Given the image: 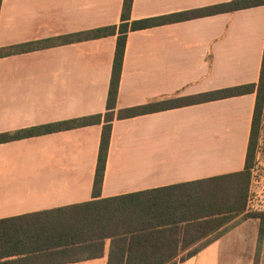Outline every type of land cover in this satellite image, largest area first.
Returning a JSON list of instances; mask_svg holds the SVG:
<instances>
[{"label":"crops","instance_id":"1","mask_svg":"<svg viewBox=\"0 0 264 264\" xmlns=\"http://www.w3.org/2000/svg\"><path fill=\"white\" fill-rule=\"evenodd\" d=\"M230 0H133L132 20ZM124 0H3L0 48L119 25ZM117 37L0 58V134L104 114ZM264 6L130 32L117 110L164 97L259 84ZM256 93L115 120L101 199L186 184L245 169ZM102 125L0 144V220L94 199ZM257 189V190H255ZM254 207L261 191L252 185ZM163 259L230 264L255 259L259 222L165 228ZM184 243L191 247L182 248ZM193 257L187 253L203 246ZM178 247V248H177ZM177 248V249H176ZM102 255L62 264H108Z\"/></svg>","mask_w":264,"mask_h":264},{"label":"trees","instance_id":"2","mask_svg":"<svg viewBox=\"0 0 264 264\" xmlns=\"http://www.w3.org/2000/svg\"><path fill=\"white\" fill-rule=\"evenodd\" d=\"M2 1L0 0V12ZM264 6V0H230L222 4L164 16L132 20L133 0H124L119 25L68 34L49 40L0 48V58L110 36L117 37L106 112L0 134V144L63 130L102 125L94 199L0 220V264H62L102 255L105 241L112 239L108 264H186L163 259L158 243L171 242L167 227L180 224L226 226L234 219H255L259 233L253 264H264V209L252 210L250 198L260 117L264 107V58L259 84L251 83L192 96L164 97L156 102L117 110L125 50L130 32L233 13ZM256 93V104L245 169L153 190L101 199V189L115 120L168 111L201 103ZM184 243L183 249L190 246ZM203 246L187 253L197 255ZM178 248V247H177ZM176 248V249H177Z\"/></svg>","mask_w":264,"mask_h":264},{"label":"rangeland","instance_id":"3","mask_svg":"<svg viewBox=\"0 0 264 264\" xmlns=\"http://www.w3.org/2000/svg\"><path fill=\"white\" fill-rule=\"evenodd\" d=\"M253 169L252 185L258 187L261 191V203L257 208L264 209V107L260 117L259 134L256 145V157ZM257 190V189H255ZM257 195L254 191V195ZM255 195V196H256ZM230 264H253V261L230 262Z\"/></svg>","mask_w":264,"mask_h":264},{"label":"built area","instance_id":"4","mask_svg":"<svg viewBox=\"0 0 264 264\" xmlns=\"http://www.w3.org/2000/svg\"><path fill=\"white\" fill-rule=\"evenodd\" d=\"M255 197H256V196L254 195L253 190H251L250 208H251L252 210L260 209V208L254 207L255 205L253 204V202H254V198H255Z\"/></svg>","mask_w":264,"mask_h":264}]
</instances>
